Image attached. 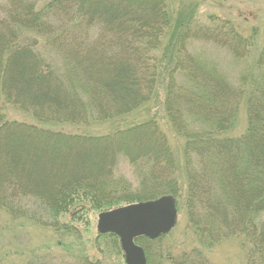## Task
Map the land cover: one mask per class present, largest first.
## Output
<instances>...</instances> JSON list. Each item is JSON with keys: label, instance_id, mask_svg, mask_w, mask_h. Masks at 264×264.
Returning a JSON list of instances; mask_svg holds the SVG:
<instances>
[{"label": "trees", "instance_id": "trees-1", "mask_svg": "<svg viewBox=\"0 0 264 264\" xmlns=\"http://www.w3.org/2000/svg\"><path fill=\"white\" fill-rule=\"evenodd\" d=\"M166 6L165 0L0 3V104L36 122L10 120L0 109V214L67 235L64 247L75 253L49 262L47 253L32 252L27 264H103L85 255L79 225L86 232L90 216L166 195L176 203L184 198L200 247L172 255L162 244L166 236L136 238L148 264H212L203 249L231 237L242 239L247 264H264V47L235 85L212 63L191 62L186 42L192 33L206 34L241 56L237 33L178 20L161 50L171 23ZM158 86L165 115L185 140V197L155 119L96 136L53 129L120 120L155 100ZM243 104L246 131L225 135ZM121 162L131 177L119 172ZM100 241L118 238L98 236L96 247ZM3 246L0 236V264H7Z\"/></svg>", "mask_w": 264, "mask_h": 264}, {"label": "rangeland", "instance_id": "rangeland-1", "mask_svg": "<svg viewBox=\"0 0 264 264\" xmlns=\"http://www.w3.org/2000/svg\"><path fill=\"white\" fill-rule=\"evenodd\" d=\"M35 1L40 7L48 0ZM4 2L5 0H0V3ZM165 4L167 5L166 10L171 16V23L167 25L168 33L165 34L160 43L161 50L169 44L171 40L170 32L175 30L176 22L182 20V22H190L195 29L212 28L214 30V28H218L217 30L221 31L216 32L223 33L232 30L240 37L242 47L241 56H236L234 51L220 47L212 42L213 39L206 38L204 32L205 35H197L198 32H195L190 35L192 38L186 42V51L188 52L186 55L190 56V61L192 58L205 64L206 62L212 63L220 74L227 77L235 85L243 69L255 65L259 52L264 47V0H165ZM156 91L155 100L115 122L85 126L61 124L54 125L53 129L64 133L96 136L108 134L115 129H121L147 119H155L169 144L174 164V175H176L183 193L182 196H184L187 185L184 156L185 140L171 127L165 115L163 89L158 86ZM1 102L2 98L0 97ZM0 109L7 114V118L10 120L35 122L29 115L9 105H5V108H3L0 104ZM246 128L247 111L246 106L243 104L238 111L237 122L232 130L225 133V135L238 137L246 131ZM119 172L127 177H131L132 174V170L124 162L120 163ZM176 208V224L168 234L164 235L166 237L162 242L165 251L172 255L200 247L194 234L189 229L190 225L187 221L183 197L176 203ZM89 218L88 231L84 232L85 227L79 225L82 230L80 243L85 246V255L103 264H125L119 241L114 244L110 243L111 241H100V246L96 247L95 239L101 236L96 229L98 215ZM0 236H3L4 239L2 252L4 254L8 253L7 259L10 262L7 264H27L29 255L32 252L36 254L47 253L49 258L46 257V260L49 262H51L50 258L54 262H58V260L67 262L66 259L71 260L73 254H75L69 253V249L65 248L71 240L68 238L64 240L61 236L67 235L12 221L4 213L0 214ZM59 238H61L62 243L58 247L55 244L59 241ZM203 253L212 264H247L246 246L239 237H231L209 249H203ZM39 256L43 259L42 255Z\"/></svg>", "mask_w": 264, "mask_h": 264}, {"label": "water", "instance_id": "water-1", "mask_svg": "<svg viewBox=\"0 0 264 264\" xmlns=\"http://www.w3.org/2000/svg\"><path fill=\"white\" fill-rule=\"evenodd\" d=\"M175 199L162 196L155 200L120 207L98 215L97 233L118 237L125 264H147L142 247L134 243L137 237L155 240L168 234L176 224Z\"/></svg>", "mask_w": 264, "mask_h": 264}]
</instances>
